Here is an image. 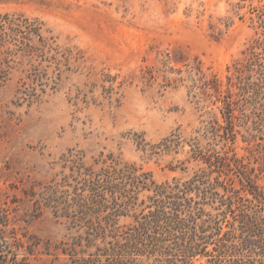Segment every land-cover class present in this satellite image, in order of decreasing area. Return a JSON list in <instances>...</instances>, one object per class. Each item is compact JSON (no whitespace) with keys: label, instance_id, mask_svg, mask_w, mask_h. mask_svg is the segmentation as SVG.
Masks as SVG:
<instances>
[{"label":"rangeland","instance_id":"rangeland-1","mask_svg":"<svg viewBox=\"0 0 264 264\" xmlns=\"http://www.w3.org/2000/svg\"><path fill=\"white\" fill-rule=\"evenodd\" d=\"M237 2L0 0V14L37 19L56 48L48 61L39 58L54 82L42 81L44 94L37 87L36 98L28 95L27 59L13 57L0 78V210L18 236L41 243L32 264H58L42 253L47 241L72 246L76 233L54 207L63 196H86L85 170L98 171L108 157L135 164L161 185L202 167L189 161L193 144L244 154L240 135L233 146L204 135L213 114L224 123L202 81L216 79L223 92L227 66L253 34L248 15L239 19L247 9L234 10ZM173 134L179 145L159 147ZM257 184L264 193V181Z\"/></svg>","mask_w":264,"mask_h":264},{"label":"trees","instance_id":"trees-1","mask_svg":"<svg viewBox=\"0 0 264 264\" xmlns=\"http://www.w3.org/2000/svg\"><path fill=\"white\" fill-rule=\"evenodd\" d=\"M238 1L234 10L247 9L239 19L248 15L253 34L241 56L227 66L225 90L216 79L202 81V88L213 91L209 96L215 97L213 105L221 104L217 108L224 123L213 114L205 137L233 146L240 135L244 154L239 158L233 148L210 152L193 144L189 161L202 167L185 181L161 185L135 164L108 157L109 164L98 171L85 170L86 196L76 201L63 196L54 207V215L65 218L76 233L72 246L47 241L44 255L58 264H195L203 259L200 264H264V193L257 184L264 181V0ZM210 28L214 34L215 26ZM54 43L43 36L37 19L0 14V78L8 76L13 57L27 59L28 95L35 97L37 87L44 94L48 83L42 81L50 77L39 58L48 61ZM162 142L159 147L170 151L180 135ZM122 219L129 222L120 225ZM40 244L18 236L0 210V264H32Z\"/></svg>","mask_w":264,"mask_h":264}]
</instances>
